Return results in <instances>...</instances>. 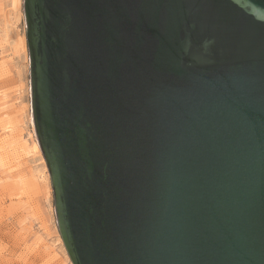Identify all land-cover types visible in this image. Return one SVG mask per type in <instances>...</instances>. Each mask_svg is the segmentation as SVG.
Returning <instances> with one entry per match:
<instances>
[{"label": "water", "instance_id": "1", "mask_svg": "<svg viewBox=\"0 0 264 264\" xmlns=\"http://www.w3.org/2000/svg\"><path fill=\"white\" fill-rule=\"evenodd\" d=\"M24 12L73 264H264V0H24Z\"/></svg>", "mask_w": 264, "mask_h": 264}, {"label": "rangeland", "instance_id": "2", "mask_svg": "<svg viewBox=\"0 0 264 264\" xmlns=\"http://www.w3.org/2000/svg\"><path fill=\"white\" fill-rule=\"evenodd\" d=\"M13 3L0 0V264H73L43 152L33 149L24 0Z\"/></svg>", "mask_w": 264, "mask_h": 264}, {"label": "bare ground", "instance_id": "3", "mask_svg": "<svg viewBox=\"0 0 264 264\" xmlns=\"http://www.w3.org/2000/svg\"><path fill=\"white\" fill-rule=\"evenodd\" d=\"M19 0H14V3H13V6L14 8H18L19 7ZM32 123L34 125V118L32 117ZM34 133H36V129H35V125H34V129H33ZM36 137H37V134H36ZM35 151H42L41 150V147H40V144H39V140L38 138L36 139L35 143H34V148H33ZM1 152V151H0ZM0 162H2V155L0 153ZM47 171V170H46ZM47 175L50 177V174H49V171H47Z\"/></svg>", "mask_w": 264, "mask_h": 264}]
</instances>
